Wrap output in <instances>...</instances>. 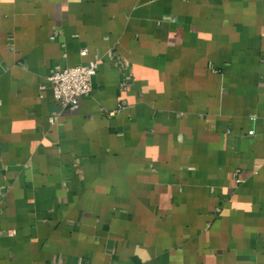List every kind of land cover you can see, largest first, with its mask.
Here are the masks:
<instances>
[{
	"label": "crops",
	"instance_id": "0c3cea01",
	"mask_svg": "<svg viewBox=\"0 0 264 264\" xmlns=\"http://www.w3.org/2000/svg\"><path fill=\"white\" fill-rule=\"evenodd\" d=\"M0 264H264V0H0Z\"/></svg>",
	"mask_w": 264,
	"mask_h": 264
},
{
	"label": "built area",
	"instance_id": "2783aa9c",
	"mask_svg": "<svg viewBox=\"0 0 264 264\" xmlns=\"http://www.w3.org/2000/svg\"><path fill=\"white\" fill-rule=\"evenodd\" d=\"M87 49H81L86 54ZM98 67V60H91L85 64H75L52 71L47 81L52 89L54 99L61 108L76 105L82 96H86L92 89V78Z\"/></svg>",
	"mask_w": 264,
	"mask_h": 264
},
{
	"label": "clouds",
	"instance_id": "9594fccd",
	"mask_svg": "<svg viewBox=\"0 0 264 264\" xmlns=\"http://www.w3.org/2000/svg\"><path fill=\"white\" fill-rule=\"evenodd\" d=\"M47 142V141H46Z\"/></svg>",
	"mask_w": 264,
	"mask_h": 264
}]
</instances>
